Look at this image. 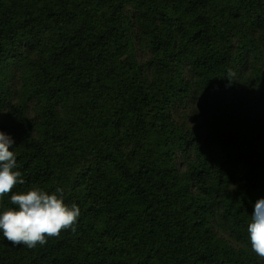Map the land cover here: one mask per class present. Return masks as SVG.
I'll return each mask as SVG.
<instances>
[{
  "label": "trees",
  "instance_id": "16d2710c",
  "mask_svg": "<svg viewBox=\"0 0 264 264\" xmlns=\"http://www.w3.org/2000/svg\"><path fill=\"white\" fill-rule=\"evenodd\" d=\"M0 131L25 181L0 214L33 188L81 210L44 246L0 231V264H264V0H0Z\"/></svg>",
  "mask_w": 264,
  "mask_h": 264
},
{
  "label": "clouds",
  "instance_id": "9594fccd",
  "mask_svg": "<svg viewBox=\"0 0 264 264\" xmlns=\"http://www.w3.org/2000/svg\"><path fill=\"white\" fill-rule=\"evenodd\" d=\"M14 143L9 135L0 131V197L12 193L17 184L25 183L21 172L15 170L17 159L10 150ZM11 203L17 207L0 214V231L13 245L28 248L44 246L48 242L46 238H57L64 230L75 231L81 214L75 202L70 206L64 202L62 188L52 194L33 188L11 195ZM247 230L252 251L264 259V199L255 204Z\"/></svg>",
  "mask_w": 264,
  "mask_h": 264
},
{
  "label": "rangeland",
  "instance_id": "374dc122",
  "mask_svg": "<svg viewBox=\"0 0 264 264\" xmlns=\"http://www.w3.org/2000/svg\"><path fill=\"white\" fill-rule=\"evenodd\" d=\"M138 55L141 61H146L147 56L145 52L140 51ZM184 75L187 77L186 71ZM173 116L178 124L183 125L186 128L193 129L201 136L206 137L209 121L199 112V100H187L184 105L173 110ZM219 234L225 237L224 232L219 231ZM226 240L230 242L228 238H226Z\"/></svg>",
  "mask_w": 264,
  "mask_h": 264
}]
</instances>
